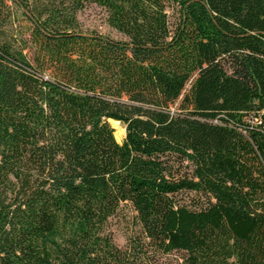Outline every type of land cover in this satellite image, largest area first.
Returning <instances> with one entry per match:
<instances>
[{
	"label": "trees",
	"instance_id": "16d2710c",
	"mask_svg": "<svg viewBox=\"0 0 264 264\" xmlns=\"http://www.w3.org/2000/svg\"><path fill=\"white\" fill-rule=\"evenodd\" d=\"M262 111L264 0H0V264H264Z\"/></svg>",
	"mask_w": 264,
	"mask_h": 264
},
{
	"label": "rangeland",
	"instance_id": "374dc122",
	"mask_svg": "<svg viewBox=\"0 0 264 264\" xmlns=\"http://www.w3.org/2000/svg\"><path fill=\"white\" fill-rule=\"evenodd\" d=\"M80 17L82 21L89 27H96L102 32H108V33H111L112 35H117L116 31L113 30L106 23L103 10L95 5H92L88 7L87 9H85V11L81 13ZM250 118L251 117L249 116L246 117V119H250ZM252 119L258 123H261L263 121L259 115H256V117ZM111 124L115 128V132L119 133L118 135L119 138H117V140L121 142L126 134L125 125L122 124L121 122H119V127L117 125L115 126V124L112 122ZM120 127L123 128V130H121ZM126 212L128 213L127 219L126 218H115L112 222V229L114 232V241L116 242L117 245L121 247H124L126 245L128 235H130L132 231L134 230L133 221L130 218L132 211L129 210V208H126ZM179 256H181L180 253L174 252L170 255L164 256L162 260H173Z\"/></svg>",
	"mask_w": 264,
	"mask_h": 264
},
{
	"label": "bare ground",
	"instance_id": "6f19581e",
	"mask_svg": "<svg viewBox=\"0 0 264 264\" xmlns=\"http://www.w3.org/2000/svg\"><path fill=\"white\" fill-rule=\"evenodd\" d=\"M112 123H114L115 124V126L117 125L118 127H119V122L118 121H115V120H110ZM121 128V127H120ZM121 130H123V128H121ZM119 132H120V130H119ZM118 135H119V133L118 132H115V136H116V138H119L118 137Z\"/></svg>",
	"mask_w": 264,
	"mask_h": 264
},
{
	"label": "built area",
	"instance_id": "2783aa9c",
	"mask_svg": "<svg viewBox=\"0 0 264 264\" xmlns=\"http://www.w3.org/2000/svg\"><path fill=\"white\" fill-rule=\"evenodd\" d=\"M264 114V111H262L261 113H260V117H261V119H262V115ZM253 117H251L250 119H252ZM255 118V117H254ZM253 120V119H252ZM255 123H258V122H256L255 120H253Z\"/></svg>",
	"mask_w": 264,
	"mask_h": 264
}]
</instances>
